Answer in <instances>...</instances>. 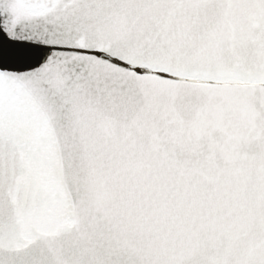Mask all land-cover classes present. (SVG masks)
<instances>
[{
    "label": "snow or ice",
    "instance_id": "obj_1",
    "mask_svg": "<svg viewBox=\"0 0 264 264\" xmlns=\"http://www.w3.org/2000/svg\"><path fill=\"white\" fill-rule=\"evenodd\" d=\"M0 264H264V0H0Z\"/></svg>",
    "mask_w": 264,
    "mask_h": 264
}]
</instances>
